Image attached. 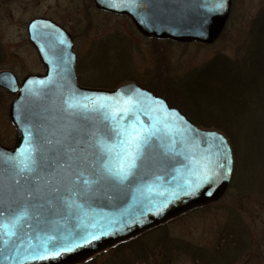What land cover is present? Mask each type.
<instances>
[{"label":"water","instance_id":"obj_1","mask_svg":"<svg viewBox=\"0 0 264 264\" xmlns=\"http://www.w3.org/2000/svg\"><path fill=\"white\" fill-rule=\"evenodd\" d=\"M90 1L100 11L128 16L145 37L206 45L218 39L232 7V0ZM217 4L221 6L217 7ZM27 25L29 41L45 71L26 75L20 84L12 72H0V88L15 95L8 107L15 139L11 146L0 141V161L15 156L31 142L42 149L46 158L42 162L41 176L51 179L50 186L60 188L61 195L74 203L71 207L59 200L51 207L45 204L39 209V216L35 215L38 209L29 207V214L24 217V224L17 228V234L0 245V264H80L187 211L216 203L226 193L234 173V158L224 134L215 129H200L180 110L170 107L167 100L134 82L111 90L80 86L77 84V59L71 35L47 18H35ZM118 91L119 97L116 96ZM71 98L80 104L103 102L116 109L131 98L130 106L135 115L129 113L122 122L139 123L159 130L138 169L124 182L103 180L83 196L71 197L65 191L69 187L81 188L85 177L73 183L74 176L81 167L86 173L89 169L76 159L69 168L67 157L56 142L76 147V156L81 155V149L85 153L93 151L84 143L77 145L75 141L99 119L85 112L70 115L65 101ZM115 115L121 113L117 111ZM70 125L79 131H72ZM65 133H70L67 140L64 139ZM214 137L223 139L230 162L220 161L224 167L218 168L211 180H201L202 165L206 159H215L219 142ZM48 140L53 143L48 144ZM173 143L175 147L170 151L161 147L167 145L171 148ZM89 159L94 157L89 156ZM60 164L64 167H57ZM17 178L11 161L0 164V201L4 202L0 207L3 211L0 219L10 217L25 204L24 181L19 178L21 183L17 185L14 183ZM44 190L47 192V187ZM9 206L10 210L4 211V207ZM89 234L95 239L79 242V237ZM46 237H53L47 241L49 247L62 243L71 245L74 241L76 246L55 258L32 260L27 252Z\"/></svg>","mask_w":264,"mask_h":264},{"label":"rangeland","instance_id":"obj_2","mask_svg":"<svg viewBox=\"0 0 264 264\" xmlns=\"http://www.w3.org/2000/svg\"><path fill=\"white\" fill-rule=\"evenodd\" d=\"M263 8L264 0H232L229 20L219 39L203 45L146 39L126 16L97 11L85 0H0V72L11 71L21 81L25 75L44 71L26 35V24L43 16L60 23L72 34L78 58L76 74L83 86L108 89L105 87L118 82L147 84L153 80L152 87L164 91L170 105L185 112L187 101L186 104H192L188 112L199 122L214 124L222 130L226 125L231 133L234 130L236 179L234 175L218 202L176 218L168 232L205 249L219 241L223 244L238 241L235 246L242 251L243 244L245 249L234 264H264V94L261 102L253 101L251 108L247 106L245 113L249 119L242 124L236 114L220 112L212 104L213 96L203 91L211 90L213 79L201 76L204 75L201 70L219 55L240 64L248 47L252 22ZM194 73V81L183 92L169 85L172 77L180 83ZM13 98L0 88V139L7 145L15 137L8 118ZM222 232L227 238L221 237ZM178 264L192 263L185 258Z\"/></svg>","mask_w":264,"mask_h":264},{"label":"snow or ice","instance_id":"obj_3","mask_svg":"<svg viewBox=\"0 0 264 264\" xmlns=\"http://www.w3.org/2000/svg\"><path fill=\"white\" fill-rule=\"evenodd\" d=\"M219 6L221 5L217 4V7ZM120 95L118 91L116 96L119 97ZM65 105L70 110V115H74L77 112H85L99 117L75 141L77 145L84 143L88 149L93 151L85 153L81 149V155L76 156V147L62 141L56 142L61 145L63 153L67 157L69 168L73 167L72 161L76 159L80 160L82 164H86L89 169L87 173L83 167L77 169L78 174L74 176L73 183L80 180V177L85 178L81 182V188L69 187L65 189L71 197L85 195L91 191L93 185L106 179L119 183L127 180L134 173V170L138 169L140 162L152 146L154 138L157 137L159 131L155 127L146 128L139 123L122 122L129 113L133 116L135 115L130 106L131 98L124 100L123 106L118 109L103 102L92 105L80 104L74 98L66 100ZM117 111L121 113L120 116L115 115ZM69 127L72 131H79L71 125ZM69 137L70 133H65L64 139L67 140ZM214 140H218L219 142L218 146H216L215 159H206L200 173L201 180H211L217 174L216 170L224 167V164L220 161L230 162V157L225 152L223 139L214 137ZM47 143L52 144L53 142L48 140ZM161 147L170 151L175 147V144L173 143L171 148L167 145H161ZM89 156L94 157V159L90 160ZM45 159L42 149L29 142L25 148L18 150L15 156L0 161V164L11 161V166L15 170V176L18 177L14 180V183L19 185L21 183L19 178L22 177L25 185L23 188L25 204L18 211H13L10 217L0 219V245L17 234V228L24 224V217L29 214V207L38 209L35 215L39 216V209H43L45 204L51 207L55 201L59 200L65 206L71 207L72 203H74V201L68 202L67 197L61 195L60 188L50 186L52 184L51 179L41 176L43 172L42 162ZM57 167L63 168L64 165L60 164ZM38 181L41 182L38 183ZM45 187H47V192L44 190ZM29 201L32 203H29ZM3 206L4 202L0 201V207ZM9 210L10 206L4 207V211ZM0 217H3V211H0ZM37 224H39V221H37ZM39 235L38 233L37 238H39ZM89 238L95 239V236H91V234L81 236L79 237V242L86 243ZM51 239L53 237H46L38 245L32 246V250L27 252V256L32 260H46L71 251L72 247L76 246V242L74 241L71 245L62 243L49 247L47 241Z\"/></svg>","mask_w":264,"mask_h":264},{"label":"trees","instance_id":"obj_4","mask_svg":"<svg viewBox=\"0 0 264 264\" xmlns=\"http://www.w3.org/2000/svg\"><path fill=\"white\" fill-rule=\"evenodd\" d=\"M252 24L249 32L248 47L245 53L243 52L244 57L241 59L240 64L219 55L211 62L210 66L201 70V73L204 74L201 76L208 77V79L211 80L213 79V85L209 86L212 87L211 90L206 91V88H204V91L202 90L203 93L208 92L209 95L213 96L212 99H214L210 100L213 101V105L221 109L220 112L224 111L228 115L232 114V116L236 114L242 124H245L247 119H249L248 114L245 113L248 109L247 106L251 108L250 104H252L253 101L256 103L259 101L261 102V99H263L262 94H264V8ZM195 77L196 75L194 73L189 79L186 78L180 83L172 77L170 79L172 81H170L169 85L183 92V88L186 87L187 84L190 85ZM152 81L153 80H150L147 84L140 81H136V83L141 84L148 90H152L156 95L158 94L159 96L165 97L163 95L164 91L159 92L152 87ZM79 82L81 83L80 78ZM205 83L207 85V82ZM121 84L122 82H118L114 84L115 86L104 87L113 89ZM84 86L100 88L86 84ZM214 94H218V96L216 97ZM186 102L184 108L189 109L192 104H186ZM168 103L172 104L171 101H168ZM174 105L178 106L176 104ZM188 109L185 110L184 113L191 121L199 127L208 129L216 128L220 130L229 138L231 147H234V130L232 133L229 132L226 129V125L223 130L219 126L215 127L214 124L209 126L205 125L199 122L200 120L195 118L192 112L190 114ZM191 110L193 109L191 108L190 111ZM251 118L253 121V116H251ZM237 172L238 170H235V179ZM172 222L173 221L168 222L165 225L156 227V229L146 231V233L136 236V238L112 246V248L96 255V257H91L81 264H178L180 260L185 258L192 264H234L237 257L240 256V253L245 249L243 244L241 247L242 251L239 250V246H235L238 241H232L229 244H223L219 241L217 245L209 249L196 246L178 237L175 238L171 236L168 232V227ZM221 237L223 239L227 238L224 232H222Z\"/></svg>","mask_w":264,"mask_h":264},{"label":"flooded vegetation","instance_id":"obj_5","mask_svg":"<svg viewBox=\"0 0 264 264\" xmlns=\"http://www.w3.org/2000/svg\"><path fill=\"white\" fill-rule=\"evenodd\" d=\"M43 17V16H42ZM44 18H47V17H44ZM52 20V19H51Z\"/></svg>","mask_w":264,"mask_h":264}]
</instances>
